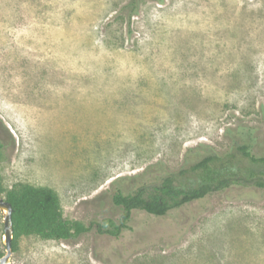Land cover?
<instances>
[{
  "label": "rangeland",
  "instance_id": "obj_1",
  "mask_svg": "<svg viewBox=\"0 0 264 264\" xmlns=\"http://www.w3.org/2000/svg\"><path fill=\"white\" fill-rule=\"evenodd\" d=\"M126 2L0 0L1 184L51 188L86 226L118 222L116 189L206 151L247 167L232 140L264 157V0H147L129 24ZM128 227L22 237L9 264H264V188L137 210Z\"/></svg>",
  "mask_w": 264,
  "mask_h": 264
},
{
  "label": "trees",
  "instance_id": "obj_2",
  "mask_svg": "<svg viewBox=\"0 0 264 264\" xmlns=\"http://www.w3.org/2000/svg\"><path fill=\"white\" fill-rule=\"evenodd\" d=\"M147 0H127L117 12L124 15L127 23L137 16ZM232 131L226 129L225 135ZM234 151L248 166L239 165L229 153L207 154L188 167L170 173L159 182L143 184L134 191L124 193L116 189L111 202L120 209L115 224L107 221L91 222L87 226L71 222L63 217L57 193L48 187L18 184L5 190L0 178V196L4 194L11 205L12 240L11 252L18 249L22 237L36 236L42 240L71 241L94 229L99 235L118 238L127 230L134 211L161 217L170 210L204 198L208 194L228 188L231 185H252L264 188V157L251 154L247 145H237L232 140ZM208 150L209 147H196ZM2 144L0 142V150ZM0 253V258L3 256Z\"/></svg>",
  "mask_w": 264,
  "mask_h": 264
},
{
  "label": "water",
  "instance_id": "obj_3",
  "mask_svg": "<svg viewBox=\"0 0 264 264\" xmlns=\"http://www.w3.org/2000/svg\"><path fill=\"white\" fill-rule=\"evenodd\" d=\"M0 212L3 215V245L5 249L4 255L0 258V264H9L11 257V240H12V222H11V205L6 201L4 197L0 196Z\"/></svg>",
  "mask_w": 264,
  "mask_h": 264
}]
</instances>
